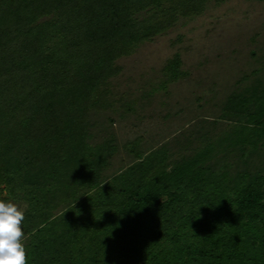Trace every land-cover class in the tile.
I'll return each instance as SVG.
<instances>
[{
    "label": "trees",
    "instance_id": "obj_1",
    "mask_svg": "<svg viewBox=\"0 0 264 264\" xmlns=\"http://www.w3.org/2000/svg\"><path fill=\"white\" fill-rule=\"evenodd\" d=\"M210 1L0 0V200L28 204V264H264V176L230 185L213 162L226 139L259 147L264 97L254 113L232 97L231 115L249 123L170 166L138 153L106 180L113 144L88 143L118 61ZM167 70L176 79L179 60ZM94 192L103 217L82 228L76 203ZM63 201L72 210L57 215Z\"/></svg>",
    "mask_w": 264,
    "mask_h": 264
},
{
    "label": "rangeland",
    "instance_id": "obj_2",
    "mask_svg": "<svg viewBox=\"0 0 264 264\" xmlns=\"http://www.w3.org/2000/svg\"><path fill=\"white\" fill-rule=\"evenodd\" d=\"M175 59L180 63L176 79L167 70ZM117 67L120 72L100 89L87 116L88 143L114 147L105 179L139 164L138 153L144 159L154 154L168 166L189 159L249 123L247 114L231 115L232 97L250 99L246 113L261 106L264 0H211L203 13L180 18L166 33L138 45ZM228 143L223 141V152L213 162L218 173L228 174L230 185L264 176V139L259 147L231 148ZM9 201L23 212L28 209L27 203ZM100 202L94 192L76 203L74 218L82 228H96L103 217ZM59 206L57 215L72 210L65 201Z\"/></svg>",
    "mask_w": 264,
    "mask_h": 264
},
{
    "label": "clouds",
    "instance_id": "obj_3",
    "mask_svg": "<svg viewBox=\"0 0 264 264\" xmlns=\"http://www.w3.org/2000/svg\"><path fill=\"white\" fill-rule=\"evenodd\" d=\"M24 219L16 204L0 200V264H28L21 227Z\"/></svg>",
    "mask_w": 264,
    "mask_h": 264
}]
</instances>
